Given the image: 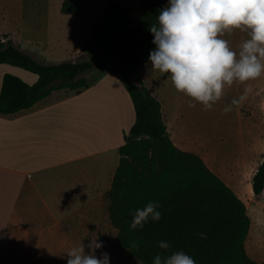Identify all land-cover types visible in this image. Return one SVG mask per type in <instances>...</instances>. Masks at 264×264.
Listing matches in <instances>:
<instances>
[{"label": "trees", "instance_id": "trees-1", "mask_svg": "<svg viewBox=\"0 0 264 264\" xmlns=\"http://www.w3.org/2000/svg\"><path fill=\"white\" fill-rule=\"evenodd\" d=\"M169 0H141L137 8L111 0L92 25L79 56L60 63H44L12 40L0 42V65L10 64L38 76L34 84L5 74L0 93V115L32 108L55 91L76 94L90 87L85 73L111 67L120 76L135 109V123L119 148L113 176L109 219L117 230L114 245L142 264L155 254L183 251L196 264H259L248 253L251 219L246 203L213 172L203 158L173 142L163 118L161 100L144 85L139 69L155 50L150 31ZM78 0H64L61 12L78 16ZM255 196L264 192L263 161L252 179ZM158 202L161 219L131 230V213L148 202ZM201 233L204 236H201ZM159 241L169 243L167 250Z\"/></svg>", "mask_w": 264, "mask_h": 264}, {"label": "crops", "instance_id": "crops-1", "mask_svg": "<svg viewBox=\"0 0 264 264\" xmlns=\"http://www.w3.org/2000/svg\"><path fill=\"white\" fill-rule=\"evenodd\" d=\"M4 1L13 3L7 7L26 8L22 2L26 0ZM63 1L55 4L60 8L56 15L60 19L76 17L73 22L51 28L47 10L38 8L26 15L24 34L5 31L0 42L12 40L44 63L74 60L111 0H97L91 17L86 16L85 6L78 16L62 14ZM51 33L57 36L50 41ZM7 73L29 84L38 80L34 73L1 64L0 93ZM139 75L161 100L173 142L188 151L165 119L160 90L140 69ZM135 119L128 91L120 76L108 68L79 94L55 91L28 110L0 115V264H64V244L73 248L96 240V222L110 221L107 194L119 164L118 150ZM257 169L251 178L252 192L250 187L237 192L245 201L254 195L252 179ZM85 252H89L87 247Z\"/></svg>", "mask_w": 264, "mask_h": 264}, {"label": "clouds", "instance_id": "clouds-1", "mask_svg": "<svg viewBox=\"0 0 264 264\" xmlns=\"http://www.w3.org/2000/svg\"><path fill=\"white\" fill-rule=\"evenodd\" d=\"M233 30L246 33L238 51L230 47L225 34ZM155 50L149 54L153 71L167 74L176 91L190 98L188 106L202 104L210 110L234 83L247 84L264 75V0H169L158 15V26L150 28ZM252 88L245 87L238 99L225 106L224 113L239 106ZM158 202H148L134 210L130 229H142L150 220L158 222L161 212ZM203 237L204 234L201 233ZM89 249L86 254L85 248ZM102 242H82L67 253V264H109L108 253L97 258L95 251ZM161 250L169 243L159 241ZM152 264H196L184 253L154 255Z\"/></svg>", "mask_w": 264, "mask_h": 264}, {"label": "rangeland", "instance_id": "rangeland-1", "mask_svg": "<svg viewBox=\"0 0 264 264\" xmlns=\"http://www.w3.org/2000/svg\"><path fill=\"white\" fill-rule=\"evenodd\" d=\"M59 1H22L28 9L26 10L21 7H7L13 3L0 0V34L5 31L13 34L21 31L19 36L24 34L22 31L28 24L26 15L34 14L38 8L40 11L47 10L51 28L76 20V17L60 19L56 15V11L58 10V13L60 8L57 9L55 4ZM119 1L135 9L141 0ZM80 2L86 7L87 17L91 15L92 7L97 5V0ZM38 4L39 7L36 6ZM54 36L57 35L50 34V41ZM223 38L229 41L233 50L238 51L240 43L248 37L240 30H233L231 34L226 33ZM67 52L65 56L69 54ZM108 69L113 70L111 67ZM140 70L142 76L147 81L152 80L155 88L160 90L165 119L172 128L173 136L178 138L188 151L199 154L207 166L236 193L244 189L249 190L252 175L264 156V75L248 81L247 84L234 83L230 88L225 89V95L220 101L210 110H204L203 105L199 103H196L194 108H190L188 106L190 98L176 91L167 74L153 71L151 62L143 65ZM103 72L104 69L88 72L85 73V77L92 82ZM247 86L252 88L251 93L239 106L233 105L232 110L225 114L223 111L225 106L230 105L233 99H238ZM239 196L246 203L251 219L250 234L246 241L248 252L255 259L264 262V193L258 197L252 194V198H248L247 201L243 194ZM116 235L117 230L107 218L105 221L96 222V240L103 243V247L96 250L97 258H100L102 253H108L109 264H142L131 254L114 245ZM71 248V245L64 244V264H67L66 253ZM253 248L255 252H252Z\"/></svg>", "mask_w": 264, "mask_h": 264}]
</instances>
